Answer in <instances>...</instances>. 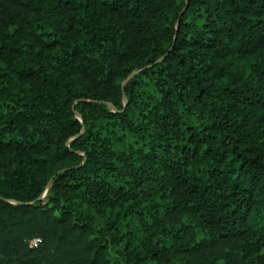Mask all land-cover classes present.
Instances as JSON below:
<instances>
[{"label": "trees", "instance_id": "trees-1", "mask_svg": "<svg viewBox=\"0 0 264 264\" xmlns=\"http://www.w3.org/2000/svg\"><path fill=\"white\" fill-rule=\"evenodd\" d=\"M262 250L264 0H0V264Z\"/></svg>", "mask_w": 264, "mask_h": 264}, {"label": "built area", "instance_id": "built-area-1", "mask_svg": "<svg viewBox=\"0 0 264 264\" xmlns=\"http://www.w3.org/2000/svg\"><path fill=\"white\" fill-rule=\"evenodd\" d=\"M40 239L38 237H34V238H31L29 241H28V246L29 247H36L37 244L39 243Z\"/></svg>", "mask_w": 264, "mask_h": 264}, {"label": "water", "instance_id": "water-1", "mask_svg": "<svg viewBox=\"0 0 264 264\" xmlns=\"http://www.w3.org/2000/svg\"><path fill=\"white\" fill-rule=\"evenodd\" d=\"M135 72H136V71H132L130 74H133V73H135ZM77 117L79 118V116H77ZM43 194H44V193H42V195H43ZM42 195H41V196H42ZM41 196H40V197H41Z\"/></svg>", "mask_w": 264, "mask_h": 264}, {"label": "rangeland", "instance_id": "rangeland-1", "mask_svg": "<svg viewBox=\"0 0 264 264\" xmlns=\"http://www.w3.org/2000/svg\"><path fill=\"white\" fill-rule=\"evenodd\" d=\"M261 252H262V253H264V251H263V250H262Z\"/></svg>", "mask_w": 264, "mask_h": 264}]
</instances>
